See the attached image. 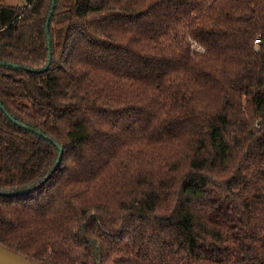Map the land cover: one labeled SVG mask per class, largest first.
Wrapping results in <instances>:
<instances>
[{"label":"trees","instance_id":"1","mask_svg":"<svg viewBox=\"0 0 264 264\" xmlns=\"http://www.w3.org/2000/svg\"><path fill=\"white\" fill-rule=\"evenodd\" d=\"M51 9L0 0V244L264 264V0H57L49 49Z\"/></svg>","mask_w":264,"mask_h":264},{"label":"water","instance_id":"2","mask_svg":"<svg viewBox=\"0 0 264 264\" xmlns=\"http://www.w3.org/2000/svg\"><path fill=\"white\" fill-rule=\"evenodd\" d=\"M56 2H57V0H52V9H51L48 21H47V31L46 32H47V35H48V38H49V49H51L52 42H51V39H50L48 26L50 24V20H51L52 14L54 13ZM51 62H52V56H51V51H50L49 61H48L47 65L45 67H43L40 71L47 70L49 68ZM0 64H8V65H12V66H15V67L19 66L18 64H14V63H11V62H2V61H0ZM0 106H2L1 103H0ZM3 110H5L4 107H3ZM8 116L14 123L18 124L19 126L25 127V128H27L29 130H33L32 128H30V127L18 122L11 115H8ZM38 133L40 135L43 134L41 131H38ZM46 138L49 139L48 136H46ZM56 146L60 150L59 157H58V159L56 161V164L52 168V170L47 174V176L43 179V181L41 183H45L46 181H48V179L57 170V168L59 167V165L61 163V160H62V157H63V154H64V149L61 146H59L58 144H56ZM0 264H40V263L36 262V261H33V260H31V259H29V258H27L25 256H22V255L14 252V251H12V250L8 249L7 247H5V246L0 244Z\"/></svg>","mask_w":264,"mask_h":264},{"label":"built area","instance_id":"3","mask_svg":"<svg viewBox=\"0 0 264 264\" xmlns=\"http://www.w3.org/2000/svg\"><path fill=\"white\" fill-rule=\"evenodd\" d=\"M255 44H256L255 49H256V50H259V49H260V44H261V39H260V38H256V40H255ZM202 50H203V49H202Z\"/></svg>","mask_w":264,"mask_h":264},{"label":"rangeland","instance_id":"4","mask_svg":"<svg viewBox=\"0 0 264 264\" xmlns=\"http://www.w3.org/2000/svg\"><path fill=\"white\" fill-rule=\"evenodd\" d=\"M5 1L8 3L17 4V3L22 2L23 0H5Z\"/></svg>","mask_w":264,"mask_h":264}]
</instances>
